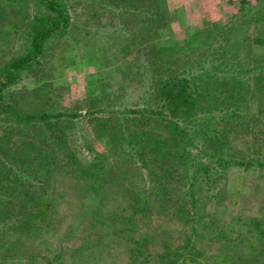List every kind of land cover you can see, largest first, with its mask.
Masks as SVG:
<instances>
[{
  "label": "trees",
  "instance_id": "16d2710c",
  "mask_svg": "<svg viewBox=\"0 0 264 264\" xmlns=\"http://www.w3.org/2000/svg\"><path fill=\"white\" fill-rule=\"evenodd\" d=\"M26 1L0 0V28L5 27L1 49L15 38L22 41L17 53L0 64V113L16 115L11 125L20 133L9 139L0 136V146L6 148L13 139L6 153L12 151L10 158L22 165L29 161L34 178L25 180L22 170L9 172L2 155L0 189L6 175L20 176L16 181L23 184L25 196L16 202L1 197L0 219L11 217L17 208L23 215L20 223L46 243L48 251L40 250L44 264H264V118L258 116L264 113V31L253 37L249 62L241 53L242 38L224 28L218 41L207 49L197 47L191 55L152 47L127 64L124 73L132 72L143 89L140 103L113 108L104 90L88 110L115 114L112 125L102 131L111 145L106 176L112 186L101 187L91 167L66 148L68 134H51L57 124L72 128L70 118L77 112L45 99L42 86L40 92L35 91L39 86L12 90L24 72L39 73L52 38L73 21L69 0H35L33 13ZM163 6L162 0H111L112 19L117 27L128 26L124 31L132 30L133 42L136 33L165 18ZM262 18V13L255 16ZM139 22L141 30L133 33L132 25ZM118 38L110 41L121 52ZM122 63L114 62L116 72ZM193 69L197 74L182 75ZM8 91L13 96L4 101ZM102 120L107 123V118ZM243 134L252 137L242 139ZM37 135L47 143L30 140ZM240 137L247 157L244 150L231 153ZM194 148L207 160L197 161ZM233 165L256 174L234 205L226 171ZM62 180L70 183L62 197L72 209L64 212L72 216L68 224V216L56 208L63 203L56 197ZM48 234L59 238L57 248L50 246ZM6 235L0 232V253L6 256L0 264H30L14 260L15 245ZM33 264L43 263L33 259Z\"/></svg>",
  "mask_w": 264,
  "mask_h": 264
},
{
  "label": "rangeland",
  "instance_id": "374dc122",
  "mask_svg": "<svg viewBox=\"0 0 264 264\" xmlns=\"http://www.w3.org/2000/svg\"><path fill=\"white\" fill-rule=\"evenodd\" d=\"M26 2L29 6H32L31 12L33 13L35 0H27ZM162 4L164 5L165 18L161 21L151 22L149 29L139 33L136 32L139 29L141 30V22L135 26L132 25L133 33H136V35L133 42H130L133 36L132 30L127 29L128 31H124L123 28H128V26L117 27V22L112 19L111 0H69L70 12L73 17L72 24L67 28L68 30L52 38L49 48L41 57L39 63L41 70L39 73L31 75L30 72H24V78L16 83L17 85L12 86V90L17 91L21 89L29 90L39 86V89L35 90L37 92H40L42 86L41 91L43 96H46L45 99L49 98L50 102L69 106L73 110L72 112H77L76 115L70 118L73 122L72 128H65L64 123L57 124L54 125L55 128L51 130V134L61 135L63 131L68 134L65 143L66 148H70L76 154L78 160L91 167L94 172L93 175L96 177L95 181L101 187L111 185L106 176L108 166L111 164V156H109L111 145L106 142L107 136H103L102 131L106 130V124L109 127L112 125L109 120H112L115 114L110 117L112 111L102 112L96 109L95 114H90L88 110L94 102L93 99L102 94L104 90L108 91V98L113 103V108L118 106L119 103L120 108L128 106V104L132 105V102L135 103V106L140 103L141 98L139 97L143 89L132 78V72L127 75L124 73L127 70V64L132 63L134 59L140 57L147 52L148 48L152 47L161 48L168 52H170L169 49H175L178 52L191 55L192 50L197 51V47L201 48L203 45V49H207L211 41H218L224 28H230L231 32L234 31L236 36L239 35L242 38L241 53L244 54V59L249 62L254 53L253 37L258 32L264 31V0H162ZM257 13L263 14L261 20L255 19ZM9 26L12 27V24ZM2 30H5L4 26L0 28V31ZM116 35L119 36L117 45L122 48L121 52H116V47L111 45L110 40ZM13 42L5 49H1L4 46L0 43V64L1 59H9L17 53L16 49L19 48V43L22 41L20 38H15ZM127 42H130V45L123 49ZM224 43L222 41V44ZM114 62H123L118 72L115 70L117 64L114 65ZM197 62L201 65L198 60ZM190 71L188 70L182 75L197 74L194 69ZM32 93H29V95L36 97ZM12 96L13 94L8 91L4 101H9ZM107 103L112 105L110 101H107ZM22 105L24 106V103ZM25 105L30 106L31 104ZM29 108H27V111H30ZM260 112L258 116L260 119L264 118L263 111ZM103 118H107V123L103 122ZM15 119L16 115L9 111L0 113V136L9 139L10 135L16 133L15 130L18 127L11 125ZM31 131L35 133L34 128L30 130V134ZM19 133L17 132L15 136ZM30 134L25 135L26 139H29ZM251 137L249 134L242 135V139H250ZM30 138V140L38 141L40 139L47 143L45 138L38 135ZM239 139L235 146L230 148L232 155V149H234V155H237L238 151L244 150L245 146L241 145V137ZM15 140L17 139L15 138ZM12 142H14L13 139L6 144V148L0 146V158L3 160L2 155H5L4 160L1 162L5 163V160L7 161L9 172H21L22 170L25 180L29 177L34 178L33 168L29 161L22 165L10 158L12 151L6 153L9 145L13 146ZM193 152L197 161L203 160V158L206 159V157H201L200 149L194 148ZM247 153H249L247 150L242 152L245 157L248 156ZM28 156L30 155L28 154ZM226 171L234 205L235 202L237 203L238 195L249 189L248 183L253 182V177L256 174L254 171L249 172L236 165L227 167ZM16 177L20 176L6 175L4 184L6 186L11 184L13 187L5 188L4 185V188L0 189V200L2 197L4 201L13 200V202H16L17 197L25 196L22 192L23 184L19 185ZM33 178L30 179L32 183L35 182ZM13 179L16 184L13 183ZM69 184V182L62 180V183H60L62 190H58L56 193V197L60 198V202H63L60 205L58 204L56 208L63 214L72 210L69 204L64 203L65 200L62 199L66 195L67 187L65 186ZM5 189H9L10 192L4 191ZM80 192L81 195L89 196V193L85 194L82 190ZM16 209L10 211L12 212L11 217L0 219V232L7 231L6 241L15 245L13 250L14 260L17 262L28 261L33 264L34 259L36 262L41 261L44 264L46 260L41 256L40 250L44 253L48 251L45 249L46 243L38 242L32 231L20 223L23 215L16 213ZM66 216L68 217L65 222L68 224L69 217L72 216H70V213ZM25 241L28 244L23 246ZM47 241L50 242L52 248H57L60 244L59 238L57 236L53 237L51 234H48ZM5 257L0 253V259ZM66 260L68 261V258Z\"/></svg>",
  "mask_w": 264,
  "mask_h": 264
}]
</instances>
